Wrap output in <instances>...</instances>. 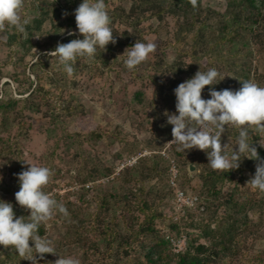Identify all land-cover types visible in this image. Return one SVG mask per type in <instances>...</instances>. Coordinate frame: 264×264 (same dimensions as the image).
I'll return each mask as SVG.
<instances>
[{"label":"rangeland","instance_id":"1","mask_svg":"<svg viewBox=\"0 0 264 264\" xmlns=\"http://www.w3.org/2000/svg\"><path fill=\"white\" fill-rule=\"evenodd\" d=\"M139 2L105 0L116 42L109 43L106 50L99 49L100 55L95 60L78 57L73 62L71 75L65 72L59 60L46 59L37 67L33 64L44 53L50 56L52 51H42L39 45L53 44L51 36L56 27L61 26L66 36L69 31L81 35L76 21L70 19L80 0H24L22 18L26 20L32 15L29 12H33L41 17L42 24L31 25L33 36L28 30L23 33V41L28 44L18 48V54L11 39L13 28L7 25L0 28V101H16L11 113L0 106V200L14 205L15 193L19 191L17 174L29 167L28 162L49 167L53 175L44 190L64 201L69 200L79 207L81 214L71 224H65L58 215L45 224V237L53 241L57 254H44L39 264H55L59 255L72 256L79 264H90L95 259L100 264H114L115 251L111 258L104 259L105 243L100 242V250L95 251L94 242L100 239L90 231L89 225L87 232L82 230L89 239L87 243H78L80 232L71 229L79 225L81 219L91 222L90 213L96 212L101 192L102 195L103 192H121V196L131 190L138 193V197L147 199L166 217L156 221L163 233H168L172 218L178 222L187 214L176 204L178 192L202 198L207 209L205 213H195L198 221L186 230L199 236L206 225L217 227L232 212L228 203L230 195L243 194L242 197L252 198L254 203L262 197V192L246 180L252 177L249 171L243 173L244 179L241 172L228 175L212 189L211 183L203 178L207 170L212 169L206 152L197 148L179 151L178 145L172 142L173 126L167 123L165 113H176L174 89L200 70L214 67L225 76L218 84L205 86L204 99L211 98L210 87L217 91L238 90L242 87L240 80H246L242 75L264 86V38L262 42L256 41L246 27L250 23L244 22L241 36L234 37L235 43L230 42L233 35L223 34L221 30L234 20L227 11L228 0H202L196 24L177 9H167L161 18L150 16L143 12L145 5L140 7ZM134 6L137 13H142L139 21L120 17L122 10L129 12ZM207 9L219 13L212 17ZM136 41L152 42L156 48L141 65L129 70L119 56ZM31 46L34 47L29 52ZM154 78L164 84L163 89L153 82ZM31 81L34 86L28 91ZM35 88L37 91L33 92ZM137 93L142 94V102ZM237 131L239 129L226 131L222 143H228L230 135L235 139L232 135ZM261 138L264 144V134ZM134 160L136 163L130 166ZM124 165L126 167L118 173ZM173 166L178 172L176 186L172 185ZM191 166L195 167L194 171ZM128 168H133L134 181L123 185L121 174ZM106 169L114 173L103 178L100 173ZM90 171L96 172L92 178ZM81 195L86 196L87 204H82ZM135 202L138 201L135 199ZM120 203V210L126 212L128 207ZM137 211L134 209L130 216L143 218ZM247 216L250 230L241 224L242 236L237 239L239 251L225 258L227 264H262L257 262L256 256L264 251V203L254 205ZM182 236L187 238L185 233ZM183 237L177 243L178 250L183 249ZM200 242L210 244L204 238ZM0 250H9V246L0 245ZM9 254L11 258L12 253ZM120 258L125 260L122 254ZM3 259L7 260L5 264H32L23 258L10 261L5 253Z\"/></svg>","mask_w":264,"mask_h":264},{"label":"clouds","instance_id":"2","mask_svg":"<svg viewBox=\"0 0 264 264\" xmlns=\"http://www.w3.org/2000/svg\"><path fill=\"white\" fill-rule=\"evenodd\" d=\"M190 3L196 7L197 0H190ZM23 5L24 0H0V28L7 25L24 33L27 20L21 16ZM74 15L76 27L83 38L58 43L50 53L59 58V63L69 75L73 73V62L78 57L92 61L98 49L106 50L109 43L116 42L105 0H82ZM75 34L68 32L70 36ZM155 48L152 42L136 41L119 57H123L124 65L132 70L141 65ZM224 77L214 67L197 71L174 89L176 113L165 114L167 123L173 126L172 142L178 145L179 151L203 150L212 169L229 171L238 168L244 157L259 160L252 140L253 136L264 134V86L251 80H240L242 87L238 90L217 91L210 87L211 98H202L205 86L216 85ZM232 129H239L236 138L230 135L229 142L222 143V135ZM253 132L256 135H252ZM26 163L29 167L17 174L19 191L15 193V200L18 205L30 210V215L17 217L13 204L0 200V245L11 246L21 258L39 264L44 254H57L53 241L39 234L40 226L57 214L67 216L68 210L63 202L44 190L53 175L52 170ZM248 183L264 192V160L256 164L255 173ZM55 264H79V261L72 256L59 255Z\"/></svg>","mask_w":264,"mask_h":264},{"label":"trees","instance_id":"3","mask_svg":"<svg viewBox=\"0 0 264 264\" xmlns=\"http://www.w3.org/2000/svg\"><path fill=\"white\" fill-rule=\"evenodd\" d=\"M139 2V0H138ZM169 2L171 4L169 5ZM76 3V2H74ZM80 3L82 1L80 0ZM80 3L77 5L79 6ZM140 7L145 5L144 13H150V16H154L157 18H161V15L167 9H177L181 10L187 17L192 20L193 24L196 19H200V15L197 12L201 11L202 0H197L196 7H193L190 3V0H141L139 2ZM228 8L227 11L234 19L231 25H224L221 29L224 33H230L233 35L230 39V42L235 43V36H241V30L244 22L250 23L247 25L252 32V35L256 41H261L264 38V0H228ZM209 15L214 17L218 15V11L207 9ZM32 15L27 17V25L26 30L31 33L32 24H36L37 22L42 24L41 17L39 15H34L33 12H29ZM125 13H127L125 15ZM141 12L137 13V8L134 6L131 8L129 12L126 10H122V14L120 17L127 18V21L132 18V21L140 20L139 15ZM196 14V17L194 16ZM142 15V13H141ZM71 20H75L74 13L70 17ZM38 28H41V27ZM251 26V28H250ZM60 27H56L51 38L53 39V44H49L47 46L42 47V51H53L55 47L58 45V40L62 37L63 40L61 43H68L72 39L80 38L82 39V35H72L66 36L67 32L60 30ZM14 34L11 36L12 43L15 42L14 45L17 46V53H19L18 48H24L23 44H28V42L23 41V33L17 32L13 28ZM66 36V37H65ZM221 38H223L221 36ZM228 38V36H227ZM225 39V37L223 38ZM252 41V39H251ZM31 44V41H29ZM34 46H31L28 50L29 52L33 49ZM240 53V52H239ZM97 55H100L99 49L97 50ZM238 55L235 54L234 56ZM95 57V58H96ZM50 59V60H59L56 56H47L46 53L39 56L37 63L33 64V66L37 67L42 61ZM95 60V59H94ZM244 79H248V77L243 76ZM30 80V78H28ZM37 79H40L38 76ZM17 81V80H16ZM153 82L161 89H163L164 84H161L157 79L154 78ZM34 83L29 82L28 91L33 89ZM35 88L33 92H36ZM31 92L30 96L33 94ZM137 98H139V102H142V94L137 93ZM29 96V97H30ZM28 97V98H29ZM1 107H4L7 113L13 112L15 109L16 101H5L1 102ZM4 103V104H3ZM238 130V129H237ZM227 133V132H226ZM256 135L255 132L252 135ZM238 135V131L233 133V137L236 138ZM262 138L258 136H253L252 146L257 149L259 160L242 158L240 162V166L236 169L231 170H222L217 171L214 169L207 170L206 176L203 178L206 182L211 183V188L215 189L218 183H222L229 176H233L236 173L242 174V179H244V172L249 171L252 176L255 173L256 164L260 160H264V146L262 144ZM261 141V142H260ZM261 143V144H260ZM120 157V156H119ZM170 165V164H169ZM170 167V166H168ZM133 168H128L124 173L121 174L120 180L123 185L134 181L133 177ZM96 172H91L90 175H94ZM112 169H106L105 171L100 173V176L109 177L113 174ZM99 175V174H98ZM96 175V176H98ZM251 179V178H250ZM250 179H246L247 181ZM116 194H108L102 192L100 194V201L97 205L96 212L94 214L90 213L92 217L91 222L80 220L79 225L73 226L71 229H75L76 232L79 233L78 243H87L89 241L87 236H84L82 230L84 229L86 232L88 231V225L90 226V231H92L97 237H99V242H94L95 251L98 252L100 250L99 244L100 242L105 243V253L103 254L104 259H109L113 256L112 252H116L117 259L113 258L114 264H227L225 262V258L235 254L236 251H239L238 248V237L242 236L241 224L244 223L248 230H250V222L247 221V211L251 209L256 204L264 203V192H262V197L259 201L253 202L252 198H244L243 194H240V197L237 194L230 195L228 198V203L231 205L232 212L223 219L217 227H214L211 224L205 226V229L201 230V234L196 235L195 233H189L188 230L193 223H196L198 220V216L195 213H202L206 211L207 207L204 200L199 198V203L195 206V209L187 210V215L181 218V221H173L171 219L170 226L168 229V233H163L157 228L156 221L164 220L166 217L164 214L156 211L151 204H149L147 199H142L138 197V193L133 192L132 190L125 193L121 196V192H115ZM141 193V191L139 192ZM238 198H237V197ZM85 195L80 196V200H82V204H87V200L85 199ZM133 197V198H132ZM58 201H61L65 204L68 215L63 216L62 214H57L61 220L65 221V224H71L74 218H78L81 216L79 207L75 206V204L69 202V200L64 201L60 196H54ZM65 199V198H64ZM68 199V198H67ZM134 199V201L132 200ZM135 199L138 202H135ZM68 201V202H67ZM115 201L114 205L112 202ZM123 202L128 207L126 212L120 210V207ZM13 210L16 213V216H28L30 215V210L25 208L18 209L21 207L18 205L16 200H14ZM137 203V205H136ZM136 206V208H135ZM14 207H17L15 209ZM130 208V209H129ZM137 209L140 216H130L131 212ZM200 210V211H199ZM119 213V215H118ZM243 215V217H239V215ZM245 218L244 222L241 220ZM185 221L184 224H182ZM190 221V222H189ZM201 228V227H200ZM246 228V229H247ZM199 229V228H198ZM185 233L187 238H184L182 234ZM39 234L41 236H46L47 230L46 225L43 224L39 228ZM180 237H183V249H177V243L179 242ZM206 239L210 242V244H203L200 242L201 239ZM30 246H32L31 241L29 242ZM117 246L116 248L114 246ZM12 253V257L8 258L9 253ZM3 253H5L6 258L10 261H14L16 258L20 259L21 257L9 246V250H0V264H5L7 260L3 259ZM108 254V255H106ZM124 255L125 260L123 261L120 258V255ZM96 257V254H93ZM115 256V255H114ZM257 262L264 263V251L262 254L256 256ZM255 259V260H256ZM93 260L90 264H100L99 260ZM22 263H25L23 261ZM104 264V263H101ZM112 264V263H106Z\"/></svg>","mask_w":264,"mask_h":264},{"label":"built area","instance_id":"4","mask_svg":"<svg viewBox=\"0 0 264 264\" xmlns=\"http://www.w3.org/2000/svg\"><path fill=\"white\" fill-rule=\"evenodd\" d=\"M252 82H254L253 80H251ZM176 144V143H173ZM137 160H134L131 164H129L130 166H132L134 163H136ZM126 166L124 165L122 169L119 170L118 173H120ZM176 166H173L172 172H174V178L172 180V185L176 186L175 181L177 180L178 177V172L175 169ZM199 197H195V196H185L184 192H178L176 195V204H178L179 208L183 211V214L187 213V210L189 209H193L195 208V206L199 203ZM185 209H184V208ZM187 215V214H186ZM185 215V216H186ZM184 217V216H183Z\"/></svg>","mask_w":264,"mask_h":264},{"label":"water","instance_id":"5","mask_svg":"<svg viewBox=\"0 0 264 264\" xmlns=\"http://www.w3.org/2000/svg\"><path fill=\"white\" fill-rule=\"evenodd\" d=\"M195 170V167L194 166H191V171H194Z\"/></svg>","mask_w":264,"mask_h":264}]
</instances>
